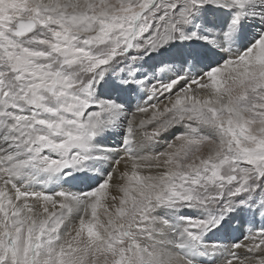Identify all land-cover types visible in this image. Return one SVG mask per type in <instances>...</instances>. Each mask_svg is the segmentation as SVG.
<instances>
[{"label":"snow or ice","instance_id":"obj_1","mask_svg":"<svg viewBox=\"0 0 264 264\" xmlns=\"http://www.w3.org/2000/svg\"><path fill=\"white\" fill-rule=\"evenodd\" d=\"M0 264H264V0H0Z\"/></svg>","mask_w":264,"mask_h":264}]
</instances>
